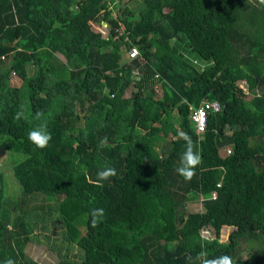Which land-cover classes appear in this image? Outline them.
Here are the masks:
<instances>
[{"label":"trees","instance_id":"trees-1","mask_svg":"<svg viewBox=\"0 0 264 264\" xmlns=\"http://www.w3.org/2000/svg\"><path fill=\"white\" fill-rule=\"evenodd\" d=\"M119 1L0 0V152L24 156L11 166L15 199L0 171V264H38L25 253L30 216L53 210L80 264H200L201 254L264 264V3L141 0L137 12ZM132 46L141 61H129ZM206 99L221 110L199 136L190 108ZM44 122L52 140L38 149L27 134ZM184 135L201 157L190 179L177 172ZM107 167L116 175L98 186ZM198 199L203 211L188 212Z\"/></svg>","mask_w":264,"mask_h":264},{"label":"rangeland","instance_id":"rangeland-1","mask_svg":"<svg viewBox=\"0 0 264 264\" xmlns=\"http://www.w3.org/2000/svg\"><path fill=\"white\" fill-rule=\"evenodd\" d=\"M114 6L118 8L126 7L131 11L133 10L137 12L139 10H142L141 0H120ZM187 55L192 56L190 54ZM195 59L196 58H193L194 64ZM196 65L198 69H201L205 66V64H203L199 60H197ZM11 82L14 86H19L21 81L14 76ZM239 84L243 88H246V84L244 82H239ZM133 91V88H129L126 91L125 95L128 97L133 93ZM246 98L247 100H249L251 96L249 95ZM179 133L181 135V132ZM176 138L177 137L169 134L165 137V141L157 142L155 144L156 151L160 155L169 152L171 149V141L175 140ZM23 159L24 156L20 153L0 152V171H2L5 175L6 190H8L7 195L11 199H15L16 197H18L21 189L18 183L13 178V175L11 173V166L15 165ZM35 198L36 199L34 200L30 199L29 201H27L26 205L28 208L31 209L36 205H40V202H42V197L37 195L35 196ZM47 204L52 206L50 202H48ZM187 210L188 212L192 213L203 211L200 199L188 203ZM46 211L47 209H45V212ZM40 214L41 216L39 215V218H32L30 216V221L34 223L35 231L31 235L30 241L27 243V246L25 248L27 257L37 262L38 264H57L60 260H68L75 264H80L82 262V253L76 246L72 245L71 242H66L63 240V227L60 219L57 218L55 211L53 210L51 215L43 213ZM201 235L203 237L211 238L213 237V232L211 231V229H204L201 231ZM228 235L229 228H222L219 237L220 242H227ZM246 255L247 254H242L241 257L246 258Z\"/></svg>","mask_w":264,"mask_h":264},{"label":"clouds","instance_id":"clouds-1","mask_svg":"<svg viewBox=\"0 0 264 264\" xmlns=\"http://www.w3.org/2000/svg\"><path fill=\"white\" fill-rule=\"evenodd\" d=\"M261 3H264V0H261ZM24 115L23 110L18 111L14 117L16 120L22 119ZM42 113H37V118H42ZM28 140L36 146L38 149L46 148L50 141L52 140V134L48 131L47 123H41L37 128L29 131L27 134ZM186 141V148L184 153L180 158L179 167L177 168L178 174L184 176L186 179H190L195 174V168L200 164L201 157L194 151V145L191 142L190 138L186 135L183 136ZM106 138H104L101 143H105ZM230 152V151H229ZM116 175V169L107 167L97 173V184L100 186L103 181L109 180L110 177ZM90 223L92 227L98 226L103 222L105 217V211L102 208L92 209L90 212ZM191 259V258H189ZM200 261V264H233L232 258L230 256H220L213 259L206 258V254H201L197 257ZM4 264H15V261L11 258H8L4 261Z\"/></svg>","mask_w":264,"mask_h":264},{"label":"built area","instance_id":"built-area-1","mask_svg":"<svg viewBox=\"0 0 264 264\" xmlns=\"http://www.w3.org/2000/svg\"><path fill=\"white\" fill-rule=\"evenodd\" d=\"M127 56L129 61L139 59L140 58V51L136 46H132L127 50ZM134 77L136 79L141 78V74L139 71L134 72ZM156 79H159V75L155 74L153 77V88L155 93L160 94L162 93L161 85L158 82H155ZM221 110V105L217 101H209L204 100L200 106L196 108H190V119L195 127V131L197 135H202L206 130V123L207 117L211 113H218ZM229 152V151H228Z\"/></svg>","mask_w":264,"mask_h":264},{"label":"crops","instance_id":"crops-1","mask_svg":"<svg viewBox=\"0 0 264 264\" xmlns=\"http://www.w3.org/2000/svg\"><path fill=\"white\" fill-rule=\"evenodd\" d=\"M194 62H195V64H196V63H197V60H195ZM204 67H205V66H204ZM204 67H203V68H204ZM203 68H201V69H203ZM134 72H135V71H134ZM134 72H133V74H134ZM125 94H126V93H125ZM160 96H161V95H160ZM125 97H127V96L125 95ZM206 100H207V99H206ZM203 101H204V100H203ZM203 101H202V102H203ZM209 101H210V100H209ZM214 101H215V100H214ZM202 102H201V103H202ZM217 102H218V101H217ZM222 228H229V234H230V232H231L232 229H233L232 227H228V226H224V227H222Z\"/></svg>","mask_w":264,"mask_h":264}]
</instances>
